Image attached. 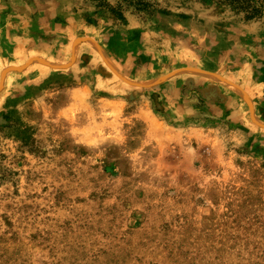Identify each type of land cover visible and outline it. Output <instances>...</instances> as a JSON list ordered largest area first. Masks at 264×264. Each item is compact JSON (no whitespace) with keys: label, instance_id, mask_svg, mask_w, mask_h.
<instances>
[{"label":"rangeland","instance_id":"374dc122","mask_svg":"<svg viewBox=\"0 0 264 264\" xmlns=\"http://www.w3.org/2000/svg\"><path fill=\"white\" fill-rule=\"evenodd\" d=\"M143 1L0 0V264H264V0Z\"/></svg>","mask_w":264,"mask_h":264},{"label":"trees","instance_id":"16d2710c","mask_svg":"<svg viewBox=\"0 0 264 264\" xmlns=\"http://www.w3.org/2000/svg\"><path fill=\"white\" fill-rule=\"evenodd\" d=\"M131 1H134L135 4H136L137 6H139V7H143V8H145V7L148 6L147 2H144L143 0H131ZM232 1H236V2H238L237 0H232ZM241 1H242V3H243L244 0H241ZM247 7H250V6H246L245 8H243V6H240V8H243V10L249 12V10L247 9ZM257 11H258V10H257L256 8H253V9L250 11V16L248 17V19H251V18L257 16V15H255V14H257Z\"/></svg>","mask_w":264,"mask_h":264},{"label":"crops","instance_id":"0c3cea01","mask_svg":"<svg viewBox=\"0 0 264 264\" xmlns=\"http://www.w3.org/2000/svg\"><path fill=\"white\" fill-rule=\"evenodd\" d=\"M262 61H264L263 60V58H262ZM237 83H240L243 87H245V88H247V87H250L251 85L250 84H252L251 82H249V80H247V79H245V80H240L239 79V81H236ZM264 83V82H263Z\"/></svg>","mask_w":264,"mask_h":264},{"label":"bare ground","instance_id":"6f19581e","mask_svg":"<svg viewBox=\"0 0 264 264\" xmlns=\"http://www.w3.org/2000/svg\"><path fill=\"white\" fill-rule=\"evenodd\" d=\"M104 57H106V58H107V56H106L105 54H104ZM107 60H108V59H107ZM111 63H112V62H111ZM217 78H218V77H217ZM3 79H4V78H2V81H3Z\"/></svg>","mask_w":264,"mask_h":264},{"label":"water","instance_id":"95a60500","mask_svg":"<svg viewBox=\"0 0 264 264\" xmlns=\"http://www.w3.org/2000/svg\"><path fill=\"white\" fill-rule=\"evenodd\" d=\"M29 62H31V60ZM64 66H67V65H64Z\"/></svg>","mask_w":264,"mask_h":264}]
</instances>
